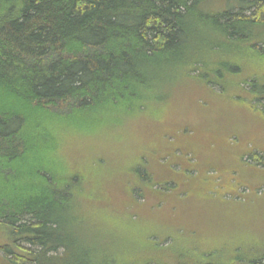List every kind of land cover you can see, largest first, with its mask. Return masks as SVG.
<instances>
[{"label":"trees","instance_id":"obj_1","mask_svg":"<svg viewBox=\"0 0 264 264\" xmlns=\"http://www.w3.org/2000/svg\"><path fill=\"white\" fill-rule=\"evenodd\" d=\"M228 77L234 101L263 117L264 0H0V264H264V239L207 248L183 229L167 244L153 231L124 252L102 227L119 219L120 192L127 208L146 207L145 194L167 204L194 171L201 183L185 199L236 195L231 171L196 169L192 152L160 138L138 146L134 123L159 122L185 83L223 94ZM100 142H135L125 152L139 159L117 194ZM240 149L242 166L254 149Z\"/></svg>","mask_w":264,"mask_h":264},{"label":"rangeland","instance_id":"obj_2","mask_svg":"<svg viewBox=\"0 0 264 264\" xmlns=\"http://www.w3.org/2000/svg\"><path fill=\"white\" fill-rule=\"evenodd\" d=\"M227 80L229 89L223 94L218 86L208 90L200 89L193 83H185L183 87L174 90L171 111L166 113L168 108L161 109L159 122L135 120L134 123L138 126L135 132L140 134L138 146H146L150 139L160 138V146L171 149L182 146L192 152L199 162L196 169H210L214 176L221 175L217 173L222 170L231 171L237 183L241 182L236 195L227 194L223 197L224 200L213 198L214 201L210 198L199 201L196 196L185 199L192 184L201 183V177L197 178L196 171L191 174L193 179L186 180L179 192H169L173 195L167 198V204L145 194L146 207L135 205L134 209L127 208L122 204H128L130 200L126 193L120 192L117 201H113V207L110 208L119 219H112L106 226L102 225L107 230L106 237L110 243L113 242L111 248L124 252L139 250L144 247L145 237L153 231L158 232L154 237L155 241L171 243L172 237L168 235H174L179 229H183L187 238L192 241L202 240V245L207 248L223 247L229 243L228 237L233 242H241L239 239L244 237H255L256 241L264 239V159L260 161L259 158L264 157V116L253 112L248 100L242 104L235 102L233 96L237 93L232 87L235 79L228 77ZM260 109L264 112V108ZM140 117L149 119L151 116L146 113ZM129 129L125 134L132 137L134 132ZM142 139H145L144 143ZM217 140H229L228 147L220 146L218 150L211 148L209 145ZM245 144L247 148L253 147L254 155L243 151V163L240 166L236 157L243 154L240 148ZM132 146H135V142H100L96 146L98 154L107 155V165L103 169L110 173V181L117 184L113 189L115 194L119 192V178H124L128 168L134 166L139 159V155H128L125 152L131 150ZM141 150L144 151L145 148ZM196 160L191 162L196 163ZM161 162L165 166L163 160L154 162L158 176L163 175L164 168H167L160 166ZM235 179L231 182H236ZM219 180L215 183L219 184ZM143 200L141 198L140 202ZM154 204L160 205V209L151 208ZM129 214L137 215V222L130 223ZM151 215L154 218L148 217Z\"/></svg>","mask_w":264,"mask_h":264}]
</instances>
